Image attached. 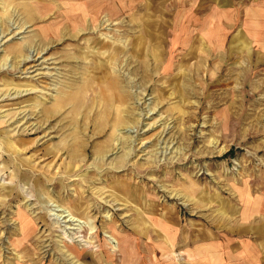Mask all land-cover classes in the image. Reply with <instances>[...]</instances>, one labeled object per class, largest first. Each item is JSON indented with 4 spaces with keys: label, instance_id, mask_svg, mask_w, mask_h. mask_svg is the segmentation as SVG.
Instances as JSON below:
<instances>
[{
    "label": "rangeland",
    "instance_id": "374dc122",
    "mask_svg": "<svg viewBox=\"0 0 264 264\" xmlns=\"http://www.w3.org/2000/svg\"><path fill=\"white\" fill-rule=\"evenodd\" d=\"M71 1L0 0V264H115L131 244L149 259V221L223 213L264 169V139L249 136L257 71L160 26L148 40L129 10L83 20ZM123 186L136 196L113 194ZM62 212L85 224L76 241L50 215Z\"/></svg>",
    "mask_w": 264,
    "mask_h": 264
},
{
    "label": "crops",
    "instance_id": "0c3cea01",
    "mask_svg": "<svg viewBox=\"0 0 264 264\" xmlns=\"http://www.w3.org/2000/svg\"><path fill=\"white\" fill-rule=\"evenodd\" d=\"M79 1L72 0L70 8H78L83 20L100 12L116 19L129 10L147 26L145 33L152 36L148 40H154L156 25L169 40L172 33L179 36L172 41H203L212 57L230 60L241 73L257 71L253 83L264 85V0H104L97 13L86 12L84 5L95 0L80 1L82 10L78 4L73 7ZM256 102L258 129L249 136L264 139V97ZM254 175L242 182L235 198H227L223 213H207L192 224L183 223L177 214H158L139 231L151 238L146 246L149 259L146 252L144 257L137 249L133 252L131 244L130 253L122 252L115 264H264V169ZM134 193L131 186L128 196ZM174 246L183 252L181 259L169 257Z\"/></svg>",
    "mask_w": 264,
    "mask_h": 264
},
{
    "label": "bare ground",
    "instance_id": "6f19581e",
    "mask_svg": "<svg viewBox=\"0 0 264 264\" xmlns=\"http://www.w3.org/2000/svg\"><path fill=\"white\" fill-rule=\"evenodd\" d=\"M10 2V1H9ZM16 24V23H15ZM14 26V25H13ZM19 28V27H18ZM21 29V28H20ZM62 32V31H61ZM20 33V32H19ZM32 49V48H31ZM33 50H35V49H33ZM30 53V52H29ZM29 56V55H28ZM33 56H35V55H33ZM145 64V63H144ZM147 74V73H146ZM151 74V73H150ZM152 75V74H151ZM113 77H114V75H112ZM90 79V78H89ZM94 81V80H93ZM103 84V83H102ZM113 86V91H116L115 92V94H114V98H115V100H117L118 99V91H121L122 90V88H121V86L119 85V83H118V81H116V80H112V83H110V84H108L107 86ZM118 95V96H117ZM119 98L121 99V98H123V96H119ZM125 98V97H124ZM122 123V122H121ZM112 136H110V138H111ZM82 140V139H81ZM74 144V143H73ZM75 144H76V146L78 147L77 149H79V150H77V153H75L74 154V157H77V158H79V151H80V149L81 148H83L84 146V144H79V141H75ZM169 147V146H168ZM107 150V146H103V148L101 147V154L103 153V151H106ZM72 151L74 152L75 150H74V148H72ZM37 184V183H36ZM43 189V188H42ZM42 189H40V187L38 188V190H42ZM129 189H130V187H122V188H117V190L113 193V194H115V195H118L119 194V192L120 191H122V192H124L125 194H127L128 195V193H129ZM37 190V191H38ZM45 192V191H44ZM47 193V192H46ZM38 196V195H37ZM26 197H28L29 199L31 198V196H29V194H26ZM40 197H38V200L39 201H42V199H39ZM71 211V210H70ZM81 213H84V211L83 212H81ZM74 214V212H71V213H69V212H67V213H53V214H50V215H52L53 217H54V219H56V221H55V224H56V226L57 227H59L61 230V232H62V235L64 236V238H66L67 240H69V241H76L75 239H76V237L74 236V234H75V231H76V233H79V232H81L82 231V225L81 224H83L84 222L82 221V220H80L79 218L77 219V217L76 216H74L73 215ZM23 215H24V213H23ZM24 218H26V216L24 217ZM25 220V219H24ZM27 221V220H26ZM83 225H85V224H83ZM79 236H81V235H79ZM78 236V237H79ZM78 240H82V239H78ZM113 240V242H117L116 240H114V239H112Z\"/></svg>",
    "mask_w": 264,
    "mask_h": 264
}]
</instances>
